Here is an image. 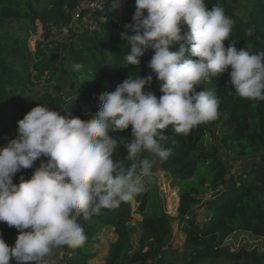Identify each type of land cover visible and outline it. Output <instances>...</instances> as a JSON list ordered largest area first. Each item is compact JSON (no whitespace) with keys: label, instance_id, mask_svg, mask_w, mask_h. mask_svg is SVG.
I'll return each instance as SVG.
<instances>
[{"label":"trees","instance_id":"16d2710c","mask_svg":"<svg viewBox=\"0 0 264 264\" xmlns=\"http://www.w3.org/2000/svg\"><path fill=\"white\" fill-rule=\"evenodd\" d=\"M131 1L135 12V0ZM77 2L0 0V147L17 136V121L37 104L61 111V115L70 110L72 116L86 120L97 111L100 93L112 92L127 76L139 75L153 76L145 92L152 91L157 98L162 95L156 74L147 66L153 50L140 58V65L126 63L130 45L120 33L132 16L109 11L111 0L103 11L93 13V26L73 29L59 51L47 54L41 42L35 51L30 50L29 40L37 23L45 31L50 23L69 24L70 11ZM205 4L209 9L223 7L225 15L235 21L229 40L238 50L264 52V0H205ZM249 28L252 36L245 34ZM186 31L182 25V35ZM230 41H224L225 47ZM170 50L178 51L179 44ZM76 63L84 66L82 71H73ZM229 81L225 72L197 89H215L222 101L217 120L197 126L187 136L176 134L171 126L164 130L170 137L164 146L171 149V155L158 162L176 189V214L172 216L162 207L152 208L154 214L147 213L152 177L146 178V190L132 201L116 209H102L90 220L79 219L87 240L81 247H62L71 251L66 264H89L95 253L88 245L98 242L107 225L114 228L116 240L110 243L103 264H264V250L243 246L233 250L225 243L235 231L264 237V101L241 99ZM115 135L123 146L132 139L131 126ZM126 155V148H119L114 159L123 160ZM238 161L241 175L229 181ZM39 163L37 160L33 168L21 169L13 182L19 184L21 176L30 178ZM210 191L214 192L207 197ZM202 205L203 215H198L196 209ZM134 213L141 216L136 222L140 227L136 248L130 240L136 226L131 224ZM173 222L183 237L178 248L169 245ZM0 233L6 243L14 245L18 235L14 227L0 222ZM10 264L17 262L11 260Z\"/></svg>","mask_w":264,"mask_h":264},{"label":"clouds","instance_id":"9594fccd","mask_svg":"<svg viewBox=\"0 0 264 264\" xmlns=\"http://www.w3.org/2000/svg\"><path fill=\"white\" fill-rule=\"evenodd\" d=\"M123 3L111 0L108 10L120 12ZM135 3L131 22L120 33L130 45L125 61L140 65V58L153 50L147 66L162 95L144 91L151 87L152 75L127 76L114 91L96 97L91 118L72 116L70 110L61 115L37 104L17 121V136L0 147V222L18 235L9 245L0 233V264H49L53 249L85 244L79 219L90 220L102 209H116L142 194L157 160L171 155L164 130L171 126L187 136L221 115L215 89L197 91L201 84L228 72L238 97L264 101V52L237 49L229 40L235 21L223 7L209 9L205 0ZM182 25L187 27L183 35ZM245 34L252 36L253 29ZM174 44L178 51L170 50ZM83 67L76 63L73 71ZM129 126L132 139L123 145L127 155L114 159L121 139L110 134ZM37 160L30 178L13 182L17 172L33 168Z\"/></svg>","mask_w":264,"mask_h":264},{"label":"rangeland","instance_id":"374dc122","mask_svg":"<svg viewBox=\"0 0 264 264\" xmlns=\"http://www.w3.org/2000/svg\"><path fill=\"white\" fill-rule=\"evenodd\" d=\"M133 4L131 0H124L123 7L120 12H117L121 15H130L133 16L134 12L132 10ZM95 22L94 16H91V22L87 21L86 16H84L81 19H76V23L74 24L76 29L82 30L86 29V26H93ZM45 33H47V37H44ZM70 35L67 34H61V33H51L49 31V28L47 31L41 27L39 23H37V31L34 34H31L30 40H29V48L31 51H35L36 45L38 42H41V48L47 53L50 54L53 50L59 51V49L62 47L64 41L68 39ZM110 135L116 136L115 133H111ZM120 149L124 150V146H120ZM240 161H238L235 164V167L232 168L230 171L229 181H235L238 177L241 175V169L239 168ZM152 179L150 181L152 189L150 193V206L147 208V213L154 214L155 211H152V208L155 207H162L163 210L166 213H172L173 215L176 214V207L178 205V196L176 189L172 187L171 185V178L162 170L159 168V162L157 160L156 164L153 166V175L151 176ZM172 190V191H171ZM174 193L177 199V203L175 207L169 208L168 207V200L170 198V194ZM141 216L138 213L133 214V218L131 220L132 225H136L130 233V240L131 245L133 248L137 247V241L138 237L140 235V227L136 224L137 220H139ZM173 233L172 237L169 241V245L172 248H178L181 247L182 240L178 236V233L176 232V223L173 222ZM101 235V234H100ZM99 235V236H100ZM99 240V238H98ZM226 244L229 245V247L233 250H236L240 247H245L247 249H256L257 251L264 250V237L263 236H256L249 232L244 231H235L232 233L225 241ZM95 244V243H94ZM89 244L88 247L97 248V245ZM57 249V248H56ZM89 249V248H88ZM100 248L98 247V251ZM90 262V261H89Z\"/></svg>","mask_w":264,"mask_h":264},{"label":"built area","instance_id":"2783aa9c","mask_svg":"<svg viewBox=\"0 0 264 264\" xmlns=\"http://www.w3.org/2000/svg\"><path fill=\"white\" fill-rule=\"evenodd\" d=\"M110 0H78L75 8L70 11L71 15V22L67 25H62V26H56L54 24H49L48 28L49 31L53 34L55 33H61V34H67L70 35L71 31L73 29H76L74 24L76 23V19H81L84 16H86L87 21L91 22V16L93 15L94 12H101L103 11L105 5L107 2ZM95 23V22H94ZM88 26H86L87 28ZM66 41V40H65ZM64 41V43H65ZM214 191H210L207 194V197H209L211 194H213ZM204 205L199 206L196 209V213L198 215H203L204 212ZM170 215L173 216L172 213H169ZM57 253V264H66V260L71 257V251L69 250H64L62 247L56 249ZM145 264H150V262H147Z\"/></svg>","mask_w":264,"mask_h":264},{"label":"crops","instance_id":"0c3cea01","mask_svg":"<svg viewBox=\"0 0 264 264\" xmlns=\"http://www.w3.org/2000/svg\"><path fill=\"white\" fill-rule=\"evenodd\" d=\"M176 232L180 239H183L182 234L176 228ZM116 240V234L114 233V228L111 225H107L104 227L101 235L99 236V240L97 243L92 244L97 245L100 250L98 251V247H91V252L95 253V257L89 262V264H103L104 259L108 253L110 243ZM89 246V245H88ZM90 251V247H88ZM49 260V264H57V253L56 249H53V252L50 257L47 258Z\"/></svg>","mask_w":264,"mask_h":264},{"label":"bare ground","instance_id":"6f19581e","mask_svg":"<svg viewBox=\"0 0 264 264\" xmlns=\"http://www.w3.org/2000/svg\"><path fill=\"white\" fill-rule=\"evenodd\" d=\"M171 191H172V190H171ZM176 203H177L176 196H175L174 193L172 192V193L170 194V198H169V200H168V207H169V208H173V207H175Z\"/></svg>","mask_w":264,"mask_h":264},{"label":"water","instance_id":"95a60500","mask_svg":"<svg viewBox=\"0 0 264 264\" xmlns=\"http://www.w3.org/2000/svg\"><path fill=\"white\" fill-rule=\"evenodd\" d=\"M176 210H177V207H176Z\"/></svg>","mask_w":264,"mask_h":264}]
</instances>
